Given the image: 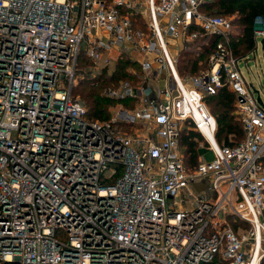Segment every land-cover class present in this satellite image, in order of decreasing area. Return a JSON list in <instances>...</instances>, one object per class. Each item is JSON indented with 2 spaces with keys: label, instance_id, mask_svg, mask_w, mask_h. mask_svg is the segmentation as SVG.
Returning a JSON list of instances; mask_svg holds the SVG:
<instances>
[{
  "label": "built area",
  "instance_id": "2783aa9c",
  "mask_svg": "<svg viewBox=\"0 0 264 264\" xmlns=\"http://www.w3.org/2000/svg\"><path fill=\"white\" fill-rule=\"evenodd\" d=\"M206 1L0 0V264H262L264 83L239 64L264 50V20L237 57L232 19L202 14ZM199 34L218 36L208 68L181 76L174 56ZM83 43L94 65L128 53L144 73L105 92L133 106L104 121L73 95ZM220 88L244 131L234 146L218 144L204 101ZM183 124L209 153L195 166Z\"/></svg>",
  "mask_w": 264,
  "mask_h": 264
},
{
  "label": "trees",
  "instance_id": "16d2710c",
  "mask_svg": "<svg viewBox=\"0 0 264 264\" xmlns=\"http://www.w3.org/2000/svg\"><path fill=\"white\" fill-rule=\"evenodd\" d=\"M203 5V10L207 12L205 13L206 15L222 16L234 13L238 14L239 17L237 23L243 30L242 36L239 39L242 41V44H245V50L239 52L235 39L233 38L231 41V48L235 54L240 55L245 51H249L253 47V21L257 16L262 17L264 20V0H207ZM212 7L216 10L213 9L215 11L211 10V12H209L208 9L210 10ZM209 39L211 40L207 47L200 53L197 51L198 48L196 47L195 49V46H192V44L184 49V55L189 59L184 64L186 70L180 72L181 74L184 73L183 76L198 73L202 68L201 61H203V59V64L206 65L208 54L218 40V36L213 35ZM192 54L194 55L193 57ZM79 57L78 63L83 66L87 60L82 53ZM129 63L130 62L127 59H123L119 65L116 66L115 70L108 74V77H105V73L103 74L104 77L101 79L102 82H116L118 79H125L127 75H130L129 72L125 70V67L128 66ZM186 71L187 73H185ZM104 85L106 84H99L95 81L92 83L90 81H80L73 89L74 91L76 88L78 91L77 93H80L81 97L84 98L88 108L87 117L89 118L101 121L109 118L108 109L112 102L101 96L102 87ZM204 101L207 107L209 105L210 110L212 111L211 114L215 117L217 123L216 141L220 146H234L243 139L244 131L242 124L234 113L235 95L232 92L226 88H220L215 94L205 96ZM125 104H127V101L124 102V105ZM200 139V135L191 128H188L187 132L183 133L181 137L180 145L184 148L186 155L188 156L190 166L194 165L193 163H195V165L197 164L195 161L197 160V147ZM208 264L225 263L220 260V257L218 256ZM262 264H264V261Z\"/></svg>",
  "mask_w": 264,
  "mask_h": 264
},
{
  "label": "rangeland",
  "instance_id": "374dc122",
  "mask_svg": "<svg viewBox=\"0 0 264 264\" xmlns=\"http://www.w3.org/2000/svg\"><path fill=\"white\" fill-rule=\"evenodd\" d=\"M203 6L200 7V12L202 14H205L207 12L205 10H203ZM213 9H215V8L212 7L210 10L208 9V11L211 12V10L212 11L216 10V9L215 10H213ZM141 15L142 14H140V13H135V12L133 13L132 12V13H129V18L132 21V25H133L134 29H139L141 31H145L146 27H147L146 26V19L144 18V16H141ZM222 16H226V17L232 19L233 35H234L235 43L237 44L236 45L237 49L239 52L244 51L245 50V44H242V41L239 39L242 36L243 30H242V27L237 23V20L239 17L238 14L234 13L231 15L227 14V15H222ZM210 37H212L211 34L210 35L199 34L197 39L190 42L186 47H188L192 44V46H195V49H196V47L198 48L197 51H198V53H200V52L204 51L205 48L207 47L208 43L211 40V39H209ZM236 38H238V39H236ZM253 45H254V43H253ZM80 49L81 50H80L78 56H81V53H82L84 55V57L86 58L87 62L83 66L79 65V63L77 62V67H76L77 71L76 72L78 73L79 76H77L75 78V83L77 85L78 82H80V81H82V82L83 81H90L91 83L95 81L99 84L100 83L106 84L102 87V91H101V96H103V97H105V92L108 89H117L121 83L131 82L132 84H137L139 82L140 77L144 74L140 70L141 69L140 64L138 62H136L135 59L128 53L123 54L121 56H119L117 52L110 54V55L103 54V56L100 59L101 61L99 63V66H98V65L92 64L90 59L87 56H85L86 47L84 46V43L81 45ZM175 50H178V48ZM252 50L253 49L251 48L249 51H245L239 55V54H235L233 49H232L233 54L237 57L248 54ZM211 51H210V53H211ZM177 53H179L178 56L177 57L174 56L177 60V62H176L177 70H178L179 74L181 76H183L184 73L181 74L180 72H184V70H186V67L184 68V64L189 58L185 57L184 50L182 52H177ZM209 54H208V56H209ZM193 56L194 55L192 54V57ZM108 57L110 58L111 61H109L108 63H105L104 60H106ZM79 58L80 57H77V61L79 60ZM123 59H127L130 62L129 65L125 67V70L128 71L130 75H127V77L125 79H123V78L118 79L116 82H113V81L102 82L101 79H102V77H104L103 74L105 73V77H108V74L111 71H114L116 66H118L119 63ZM203 62H204V59H203V61H201L202 68L200 70H204V69L208 68L207 64L204 65ZM239 68H240V71L242 72L243 76L245 77L246 81L248 83L252 84L253 87H257L259 78L264 83V50H262V48L258 47V52L256 53V55L254 57H250L246 62L240 63ZM185 73H187V71ZM154 83H158V82H154ZM77 92L78 91L75 88V90L73 91V95L75 97H78L85 104V106L87 108V104H86L84 98L81 97L80 93H77ZM109 100H111V99H109ZM110 102H112V103L109 105V108L112 109V111H115L116 108H118L119 106H122V104H124V102H126V100H124V101L111 100ZM124 106L130 108L133 106V104L128 102V105H124ZM208 109L210 110L209 105H208ZM210 112H212V111L210 110ZM102 121H104V120H102ZM120 127H121L122 131L125 132L127 135H130V134L134 135L136 133V137H138L140 139L143 136V134H149L150 133L148 126L144 127L142 125H134V124L124 125V124H121ZM186 132H187V129L185 128V126L183 124L180 137H182L183 133H186ZM198 151L199 150L197 147V160L195 161L196 163H198L200 161V156H201ZM179 152L183 155L184 160H185V164L187 166H190L189 165L190 163L188 162V156L186 155V152L181 145L179 147ZM206 156L208 157L209 154H207ZM186 158H187V161H186ZM193 164L195 165V163H193ZM194 165H192V166H194ZM202 190H203V188L199 189L198 191L197 190H194V191L196 193H201ZM233 221H234L233 216H231V215L227 216V222L230 225H233Z\"/></svg>",
  "mask_w": 264,
  "mask_h": 264
},
{
  "label": "crops",
  "instance_id": "0c3cea01",
  "mask_svg": "<svg viewBox=\"0 0 264 264\" xmlns=\"http://www.w3.org/2000/svg\"><path fill=\"white\" fill-rule=\"evenodd\" d=\"M205 149H206V148H204V147L201 148V149L198 148V150H199L198 152H199L200 155H201L200 157L209 158V156H208V157L206 156V155L209 154V153H208V151L205 150ZM199 189H201V187H200L199 185H197V186L194 187V190H197V191H198Z\"/></svg>",
  "mask_w": 264,
  "mask_h": 264
},
{
  "label": "water",
  "instance_id": "95a60500",
  "mask_svg": "<svg viewBox=\"0 0 264 264\" xmlns=\"http://www.w3.org/2000/svg\"><path fill=\"white\" fill-rule=\"evenodd\" d=\"M261 44H262V46H263V44H264V40L261 41ZM258 101L260 102V99H259V98H258Z\"/></svg>",
  "mask_w": 264,
  "mask_h": 264
}]
</instances>
